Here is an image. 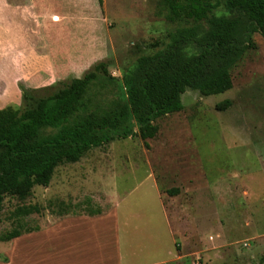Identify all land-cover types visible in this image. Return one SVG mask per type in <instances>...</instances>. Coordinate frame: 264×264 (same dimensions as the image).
<instances>
[{
  "label": "rangeland",
  "instance_id": "obj_1",
  "mask_svg": "<svg viewBox=\"0 0 264 264\" xmlns=\"http://www.w3.org/2000/svg\"><path fill=\"white\" fill-rule=\"evenodd\" d=\"M161 2L44 0V74L55 68L62 73L39 87L25 79L17 86L8 60L0 57V108L23 109L22 88L46 95L99 60L109 61L113 75L122 77L138 56L165 48L169 33L183 25L166 17ZM40 3L18 0L8 9L4 5L1 14L15 20L16 29L31 28L38 36L28 43L22 36L24 50L33 42V62L18 65L32 82L42 49ZM218 13L226 11L221 7ZM253 38L256 47L231 69L232 89L210 96L188 90L183 110L156 121L160 130L154 138L135 135L92 148L78 162L60 164L49 186H34L25 199L7 195L0 208V237L14 229L22 234L10 241L0 238V264H49L48 211L97 210L112 200L123 213L140 214L137 224L145 228L139 232L144 236H137L141 247L124 259L128 264H264V39L259 33ZM18 91L22 96L15 105ZM226 99L231 105L217 109ZM150 175L175 235L167 230ZM172 188L179 192L169 194ZM34 207L39 211L20 213ZM150 228L161 230L158 242L147 236Z\"/></svg>",
  "mask_w": 264,
  "mask_h": 264
},
{
  "label": "trees",
  "instance_id": "obj_2",
  "mask_svg": "<svg viewBox=\"0 0 264 264\" xmlns=\"http://www.w3.org/2000/svg\"><path fill=\"white\" fill-rule=\"evenodd\" d=\"M161 3L166 17L183 25L169 33L165 48L138 56L122 77L99 60L46 95L22 88L23 109H0V208L7 195L25 199L34 186H49L60 164L78 162L92 148L135 135L154 138L160 117L183 110L186 91L210 96L232 89L231 69L256 47L255 33L264 39V0ZM221 7L226 13H218ZM230 105L226 99L216 107ZM33 210L39 211L20 213ZM21 234L14 229L0 238Z\"/></svg>",
  "mask_w": 264,
  "mask_h": 264
},
{
  "label": "crops",
  "instance_id": "obj_3",
  "mask_svg": "<svg viewBox=\"0 0 264 264\" xmlns=\"http://www.w3.org/2000/svg\"><path fill=\"white\" fill-rule=\"evenodd\" d=\"M40 1L42 28L40 30L41 37L38 41H40L42 49L40 50V55L36 54L38 60L40 59V65L37 67L35 82H32L30 78L27 79L29 75L26 73L27 70L18 69V65L25 68L26 64H32V40L28 50L27 45L24 46V50L21 43L23 40L22 36H25L24 40L28 43L29 38L31 37L30 39H32L36 35H34V31L31 28L29 32L27 28L24 30L16 29L15 20L1 16L2 10L5 9L4 5L8 9L11 5H16L18 0L12 2V4L9 0H0V57L8 60L15 74L14 82L17 86L22 79H25L29 86L39 87L52 82L51 76L57 77L62 73V70L55 68L51 74H44V0ZM95 3L96 1L92 3L93 7H95ZM26 32L28 33L26 34ZM36 39H38V36H36ZM21 96L18 91V96L17 94L15 95L17 100L14 102L15 105H17ZM150 177L153 178L154 188H156L157 194L161 199V208L167 230L170 235H175L158 183L153 175H150ZM139 219L140 214L137 215L133 212L123 213L119 210V203L114 200L109 206L105 208L99 207L97 210H73L66 207L58 211H48L47 218L44 219V235L47 233L49 264H128L129 262L124 260L125 257L127 254L134 255V251L141 247L137 246V242H140L137 236H144V232L142 235L139 234V232L145 230L144 227L140 228L138 226L140 223ZM160 233V229L150 228L147 236L153 239L154 242H158ZM124 250L126 251L124 252ZM7 263L11 264V262Z\"/></svg>",
  "mask_w": 264,
  "mask_h": 264
}]
</instances>
